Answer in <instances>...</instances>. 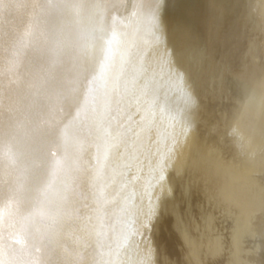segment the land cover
<instances>
[{"label":"bare ground","instance_id":"1","mask_svg":"<svg viewBox=\"0 0 264 264\" xmlns=\"http://www.w3.org/2000/svg\"><path fill=\"white\" fill-rule=\"evenodd\" d=\"M169 1L0 0V264H264V0Z\"/></svg>","mask_w":264,"mask_h":264},{"label":"rangeland","instance_id":"2","mask_svg":"<svg viewBox=\"0 0 264 264\" xmlns=\"http://www.w3.org/2000/svg\"><path fill=\"white\" fill-rule=\"evenodd\" d=\"M210 1L211 0H207V2L205 1L206 9L203 12L204 14L201 12V16H200V13H197L199 15L198 19H201V20H198L196 22H195L196 19H194L193 22H191V21H184V22L183 21H177V22H174V24H173L174 30L171 31V34H170L173 47L176 50H178L180 52V54L187 56L186 58H189V54H191V56H193V54H194V56L192 57V60H193L195 58L196 53H197V52H193V51H196V49H197V51L203 50V49L206 50L208 52L207 53L208 58H213V60L218 56V53H220L219 49H218L219 46L217 44V38H215L216 35L212 31V28L208 25L209 24V21H208L209 16L212 13ZM206 25L209 26L210 28L207 27V29H206L205 28ZM202 34H203V36H202ZM200 46L201 47L203 46V47L201 48ZM190 50L192 53H189ZM201 54H202V56L204 55L203 52L200 53L199 57H201V59L197 58L199 60V61L197 60V62H198L197 66L201 65V68H202L204 66V62L202 63L200 61L206 60L207 55L202 57ZM196 57H197V55H196ZM192 63H194V61ZM199 63H201V64H199Z\"/></svg>","mask_w":264,"mask_h":264},{"label":"water","instance_id":"3","mask_svg":"<svg viewBox=\"0 0 264 264\" xmlns=\"http://www.w3.org/2000/svg\"><path fill=\"white\" fill-rule=\"evenodd\" d=\"M205 4L207 0H170L164 9V21L169 29V34L174 30V22L177 21H198L199 15L197 13L203 12L201 7V2Z\"/></svg>","mask_w":264,"mask_h":264}]
</instances>
